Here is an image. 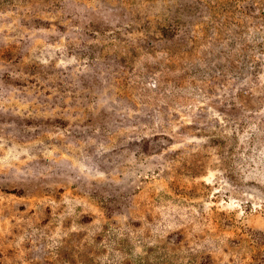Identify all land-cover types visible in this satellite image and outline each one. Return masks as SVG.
<instances>
[{"label": "rangeland", "instance_id": "obj_1", "mask_svg": "<svg viewBox=\"0 0 264 264\" xmlns=\"http://www.w3.org/2000/svg\"><path fill=\"white\" fill-rule=\"evenodd\" d=\"M0 264H264V0H0Z\"/></svg>", "mask_w": 264, "mask_h": 264}]
</instances>
